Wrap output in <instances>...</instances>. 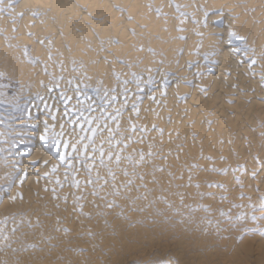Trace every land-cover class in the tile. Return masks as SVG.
Listing matches in <instances>:
<instances>
[{"label":"bare ground","instance_id":"1","mask_svg":"<svg viewBox=\"0 0 264 264\" xmlns=\"http://www.w3.org/2000/svg\"><path fill=\"white\" fill-rule=\"evenodd\" d=\"M169 1L24 0L22 3L16 5V0H4V2L0 4V8L3 9V11H0V32H5L9 37H16L13 44L24 43L27 39L26 37L31 34L32 37H30L31 39L29 38V40L33 42L31 43L33 44L32 50L37 61L36 69H34L33 72L38 70V68H45L51 73L50 77L45 79L48 80V83L41 85L40 87H38L39 85L37 83V87L40 89L39 94L37 91V102H39L40 105L37 106L35 104L36 106H34L31 104L30 109L26 111L28 113H25V120L22 121H27L30 123V125L32 124V126L37 128L38 138L33 148H29L28 150L24 151L22 150L19 155L17 154L20 159L23 157L21 159L22 163L19 165L21 170L20 176L15 180L13 178L15 181L14 183H12L13 181L11 180L13 186L10 190V195H8L9 197L5 195L7 194L6 190L3 192L0 191V199L2 197L0 213L3 210L6 212L5 208L7 207H9L10 210V207L12 206V210L13 206H17V201L20 203L24 201L28 204L29 211H32L36 206H38L35 204L36 201L31 200L32 198H43L44 201L45 199L47 201L48 197H45L47 192L45 193L43 188V186L46 185L44 183L48 184V180H59V177H61L59 173L61 170L59 171L60 168L57 169L61 165L57 167L55 166V159L53 160L51 155L44 149L45 147L43 148L42 143L40 142V137L45 134L46 138L49 136H54L53 138L56 137L57 140L61 141L59 147H61L60 150H62V152L71 151V149L66 150L62 146V141L70 139L69 132L72 128V125L68 123V118L64 115V105L59 100L60 92H47V89L52 87L56 80L60 81L59 89L61 90L68 89V80L73 81V87H79V82H76V79L73 80V77L70 79L72 76L70 74L71 65H76V72H74L75 74L82 73L84 69H87L88 73H90L89 71H93V69L97 70L100 74L99 79L101 76L100 81H102L103 78V85L105 84V90H102L103 92L101 91L102 94L105 93V91L110 92L111 89L116 90L115 94L117 95V100L114 105L108 107L103 113H100L98 110L91 113V116L95 117L101 125V127L97 130L96 147L101 148L102 146V150L105 153H108V151L111 150L116 155L119 152V149L123 147L122 145L120 146V142L123 144L124 141V144L127 145L125 149L130 151L146 149L152 150L154 148H160L161 152H157L155 155L153 154L154 158L151 159L155 163L162 162L161 164H164L163 162H166L167 164V161H173L175 163L176 159H180V161L183 160L184 162L185 155L188 156V159L191 158L194 163H196V160L200 161L197 163L198 166L208 160L213 164L215 163L214 165L226 163L228 164L226 170L227 175L225 176L226 178H223V183L226 179V181H228L229 174L235 171L240 175L242 181H244L246 184L251 185V182L254 180L257 183L264 181V169L262 167V163L264 161V0H245L240 4L232 3V0H185L183 5L182 3L180 4V6L182 5V10L177 12L173 11V8H170L173 5H170ZM176 2L178 3L179 0H176ZM215 3L217 5L220 4V11H218L220 12L219 14L213 10V4ZM76 6L84 7L85 9L82 7L81 8L85 11L80 10ZM43 11H49L46 17L41 16L36 20L33 19V13L39 14ZM186 15H190V19H188ZM16 26L17 29L15 28ZM45 34H48V40H45ZM147 43L150 45V49L154 50L153 52L149 51ZM135 44L137 45L136 50L131 49ZM0 46H2L1 49L4 47V49L0 51V57L3 58L5 53L6 61H8V65H10L11 59L9 60V57L12 58L13 51L7 50L8 45L6 47L3 41H0ZM43 48H46L48 51H50V53L44 52ZM135 54H137V56ZM2 58L0 59V62L5 59L3 58L2 60ZM134 59L135 63L132 62ZM8 65L4 67L7 68ZM134 67L137 71V73L134 71V74L136 73L135 76L137 77L135 80L129 76V71L128 75L124 71V68H133L131 70L133 71L135 70ZM17 68H19L18 65ZM17 68L13 72H15ZM27 68L28 67L25 68L24 66V70ZM7 69H9V67ZM21 69H23V67ZM18 72H21L20 68ZM25 72H27V70ZM110 72H114L116 74V76L119 78H116L118 81H114L112 79L113 76H111L112 73L110 75ZM19 74L20 73H18L17 76H20ZM31 75L32 73L29 76L31 80H27L29 83L31 81L33 82V75ZM22 77L25 78V75H22ZM17 79H19V77H17ZM41 80L42 79H40L39 82H42ZM22 81L24 80L21 78V82ZM80 82H83V79L82 81L80 80ZM81 86L83 85L81 84ZM109 86L111 87L110 89ZM101 89L102 88H100V90ZM34 92L35 91H33V94ZM82 93H84V90ZM28 94H25L26 96L24 100L26 101L28 98H30ZM69 95H71L70 92ZM99 97H101V95ZM107 99L108 98L103 94L101 100L104 103H107ZM95 102L97 103V100ZM69 103L76 104L77 102L73 99ZM96 103H93L94 107L100 105ZM245 103L246 105H244ZM115 109H119L120 114L116 120H112L111 116L114 114ZM137 112L138 115L136 114ZM61 122L65 124L63 130L60 128ZM117 124L119 125V131L116 130ZM50 126H53V128L51 127L52 130L47 129ZM85 127L87 126L85 125ZM133 127L136 129V131L133 132L128 130ZM141 129L143 131H141ZM109 130H111V144L115 145V147H110L108 140ZM61 131L64 132L63 136L60 135ZM80 134L84 135L83 132ZM72 135L75 134L73 133ZM60 150L59 154H61ZM255 153L259 163L255 162L253 159V155ZM24 154H27L26 156L28 157H24ZM87 154L92 156L97 155L93 154L91 150H89ZM72 155L75 156L76 154L73 153ZM18 157L16 158L17 160L19 159ZM66 162L67 164L73 163L71 159L66 160ZM173 162L171 163L173 164ZM235 162L239 164L235 165ZM96 163H99V159L94 160V165ZM83 165V160H81L80 164H74V168H79V171H75L73 176H75L80 182H84V180L86 181L87 179L85 177ZM14 167L16 168L17 166ZM53 167L56 168L55 173L51 172V168ZM239 168L241 170H238ZM64 173H66V171ZM161 176L165 175L163 174ZM166 178L167 177L165 176V179ZM100 179V181H104L102 178ZM160 179H162V177ZM148 182L149 180L146 181V184ZM167 182L169 183V180ZM80 185L79 187H81ZM52 186L53 185L51 184L50 187ZM151 187L153 188V186ZM38 188L39 191L38 194H36ZM96 188H98L97 190L102 191L101 186H97ZM249 188H251V186ZM46 189L49 190L48 185ZM82 189L83 188H79V190ZM78 195H80V193ZM48 196H50V194ZM52 196L51 198H54ZM234 196V194L230 195L232 198H234ZM248 196L249 195H247V198ZM81 197H84V195ZM84 199H87L86 195ZM44 201L42 202L44 203ZM91 201L93 202L92 199ZM47 204L48 203H46L44 206L48 207L49 205ZM49 207L48 210L52 209H49ZM58 207L60 209L61 206ZM107 207L109 206L107 205L106 209L110 208ZM85 210L88 211V208H84V211ZM89 210L91 211V209ZM36 211L37 209L35 212ZM66 211L69 213L71 208ZM107 211L108 210H106V212ZM17 213L19 214L20 212ZM56 213V216H59L58 212ZM37 214L39 213H36V215ZM41 214H43V212ZM260 214L264 215V212L257 213V216ZM33 215L31 214V216ZM242 215L243 213L241 216ZM248 215L246 218L249 217ZM51 216H53V214ZM253 216H255V214ZM66 217H64L65 220ZM20 218L22 217L15 214L11 215L10 218H3L4 220L0 221V235L5 234L4 239L0 238V262L3 264H26L32 259L30 253L24 252L26 254H23V251L19 250V247L21 246L20 242V246L18 247L17 243L14 244L12 242L13 244H11L10 241L8 242L6 239L12 235V231L6 232V230L9 229L7 227H12V225H14L13 223H18ZM38 218L42 219L41 215L40 217H37V220ZM45 218L46 217L43 219L45 220ZM246 218L245 220H247ZM232 221L233 219L227 218L223 221V224L229 226L232 225ZM66 222L68 224V221ZM95 222L98 223V221ZM30 223H32V220ZM92 223H94L93 220ZM51 224L53 225V223ZM67 224L65 225L68 227L67 229L65 228L66 230L69 229ZM40 225H42L41 222ZM46 225L49 224L46 223ZM80 225L83 226L82 224ZM88 225L91 227L92 224ZM32 226H35V223ZM93 226L92 228H94ZM20 229L25 230V228ZM136 229L138 230L137 227ZM262 230H264V226L262 227ZM75 232L77 233V231ZM224 232L226 231L224 230ZM216 233H214V237L216 236ZM74 234L72 235L74 236ZM91 235H93V233ZM118 235L120 236V233ZM48 236L49 240L53 242L55 237L52 239L53 235L51 236V233H48ZM89 236L90 235L87 234H81V237H78L79 241L76 236H74V238H72L70 241H68L67 237H64L66 238L64 239L61 236L63 243H58V246L53 244L49 245V241L45 242L41 240V242L37 243V245H39L40 255L38 256V252L33 253V257L35 258L34 263L38 261L40 264L41 262L42 264H55V261L58 258L56 264H86L87 262H89V264H98V260L101 258V256L95 253V251L90 247L91 241L87 240ZM80 238H82L81 241ZM97 238L98 237H96V239ZM101 238L102 237H100V239ZM8 240L10 239L8 238ZM230 240L232 241V239ZM246 240L247 239H243L239 245L237 244L234 246V249L232 248L233 252L231 253V257L236 258L239 256V259L242 260V255L244 252L239 251L246 243ZM30 241L31 239L29 242ZM104 241H106V239ZM188 242L191 241L189 240ZM105 243L107 244V242H104V244ZM157 243L159 244V242ZM165 243L166 242H164V244ZM230 243L231 242L228 244ZM77 244H79V246H77ZM248 244L251 246L250 243ZM263 244L264 242L257 250V257L254 253L257 259L259 258L258 256H264ZM81 245L83 248H81ZM169 246L166 245V247ZM140 247L141 246L138 248ZM129 248H131V246H129L127 250ZM164 248L165 247L163 246V249ZM246 248H248L247 245ZM173 249L174 248L171 250ZM26 251L30 252L29 250ZM74 251L76 252L74 253ZM165 251L168 250L166 249ZM110 254L112 253L107 252L106 255L109 256ZM246 254L247 256H250L248 255L247 250ZM206 255L208 256L209 253ZM210 256L212 258V255ZM221 256L220 259L222 258ZM223 256L226 257L227 254L223 252ZM228 256L226 258H229ZM247 256L245 258H247ZM181 257L183 258V256ZM226 258L222 259L224 260ZM256 258L254 259L256 260ZM186 260L184 261L186 262ZM223 260H221V262H223ZM257 262L259 263V261ZM99 264H101V261Z\"/></svg>","mask_w":264,"mask_h":264},{"label":"rangeland","instance_id":"2","mask_svg":"<svg viewBox=\"0 0 264 264\" xmlns=\"http://www.w3.org/2000/svg\"><path fill=\"white\" fill-rule=\"evenodd\" d=\"M22 1H24V0H16V2H17L16 5L19 3H22ZM110 1H112V0H110ZM166 1L168 2L169 0H166ZM182 1L179 0V2L177 3L176 0L175 1L170 0L169 4L173 5L170 8L171 9L173 8L172 10L175 12H177L179 10L181 11L182 10L181 6L185 3L184 2L185 0H182ZM244 1L245 0H241V1L240 0H238V1L232 0V3L240 4ZM181 3H182V5L180 6ZM215 4H213L214 8L212 7L214 12L220 11V4H218L219 6L217 4H216L217 5L216 6ZM263 5H264V3H263ZM76 7H78V6H76ZM81 7L82 6H79L78 8L80 10H83L82 8H84V7H82V8ZM215 8H216V10H215ZM83 11H85V10H83ZM48 13H49V11L48 12L43 11L42 13L36 14L33 17V19L36 20L41 16L46 17V15ZM219 13L220 12H218L217 14H219ZM186 17L188 19H190V15H186ZM79 21H80V18H79ZM15 28L17 29V26ZM30 37H32L31 34H29L26 37L27 38L25 40L26 43L24 42V43L13 44L16 37H9L6 35L5 32H3V31L0 32V41H3L6 45V47L8 45L7 50L13 51L12 58L9 57V60L10 59L12 60V61L10 60L12 65H11V63H10V65H8L9 63H8V61H6V58H5L6 54L5 53H4V57H3V58H5L4 60L2 57H0V59L2 58V60H3L2 61L3 63L0 62V191L3 192L4 190H6L7 194H5V195H7V196L10 195V190L13 186L12 183H14L15 182L14 180L20 176L21 170H20L19 165H21V163H22L21 159L23 157L20 159L18 157L19 153H21L22 150L24 151V150H28L29 148H33L34 144L38 138L37 128L32 126V124L30 125V123H28L27 121L26 122H22V121L25 120L24 119V118H26L25 113H28L26 111H28L30 109L31 104L34 106L40 105L39 102H37L38 101L37 91L39 94V90H40V89H38V87L48 83V80H45V79L49 78L50 74H51L48 71V69H45V68H38V70L33 72V70L36 69L37 61H36L35 54L33 53V50H32L33 44H31V43H33V42H31L29 40ZM44 37H45V40H48V34H45ZM1 47L2 46H0V51L4 49V47H3V49H1ZM147 47H148L150 52L154 51L153 49H150V45L148 43H147ZM136 48H137V45L135 44L132 46L131 49L136 50ZM168 48H169V46H168ZM43 51L46 53H48V52L50 53V51H48L46 48H43ZM135 55L137 56V54H135ZM152 59H154V58H152ZM15 62H17V63H15ZM132 62L135 63V59ZM1 63H2V65H1ZM6 64L8 65L9 69L11 67L12 68L10 70L7 69L8 67L5 68L7 66ZM14 65L16 66V68L18 65L21 72H18L19 68H17V70L15 72H13L16 69ZM20 65H21V67H20ZM24 66H25V68L28 67L29 71H28V68L24 70ZM75 66L76 65H73V66L71 65L70 74L72 76L70 79H72V77H73V80L76 79V82H79V87L81 88V91L83 92V90H84V93L85 92L89 93L88 95L93 97V101H94L93 103L94 104L96 103L95 102L96 100H97L96 104H98V105L101 104V102H102L101 99H102V96L104 94V93L102 94V92L105 90V87H104L105 84L103 85V83H104L103 78H102V81H100L101 76L99 79L100 74L95 69H93V71H89L90 73L87 72L88 71L87 69H84V71L82 70L83 71L82 73L75 74L74 73V72H76ZM22 67H23V69H21ZM132 69L131 68H128V69L124 68V71L126 72L127 75H128V71H129V76H131V78H134V80H135L137 78L135 76L137 71H136L135 67H134L135 70L131 71ZM26 70H27V72H25ZM134 71H136L135 74H134ZM12 72H13V74H12ZM84 72H85V74H84ZM18 73H20L19 74L20 76H17ZM31 73L33 75V82L31 81L29 83V81L31 80V78L29 77ZM111 73H112V75H111ZM94 74H95V76H94ZM22 75L23 76L25 75V78H23ZM78 75H80V76H78ZM110 75L113 76L112 79L114 81L117 80L116 79L117 76L114 72H110ZM10 76H13V77H10ZM16 76L19 77V79H17ZM15 77H16V79L14 80ZM78 77H81V78L83 77L82 78L83 82H80V80L82 81V79L78 78ZM21 78L24 81L21 82ZM91 78H92V80H91ZM93 78H95V79H93ZM40 79H42L41 80L42 82H39ZM27 80H29V81H27ZM93 81H94V83H93ZM129 81H130V79H129ZM37 83L39 85L38 87H37ZM28 84H29V86H28ZM81 84L83 86H81ZM96 86H98V87H96ZM82 87H83V89H82ZM94 87H95V90L99 89V92L101 93V94L99 93V96L101 95V97L97 96V94L95 93L96 91L94 90ZM100 88H102V89L100 90ZM110 88L111 87L109 86V89ZM32 89H33V91L36 92V93L34 92L35 95L33 94ZM28 90H29V92L31 90V92L29 93ZM25 94L26 95L28 94L30 97L27 99V101L24 100L25 96H26ZM98 99H100V100H98ZM244 105H246V103ZM51 127L53 128V126H50L47 129L52 130ZM31 132H33V133H31ZM53 137L54 136H49L47 138V139H49L48 146H45L43 144H42V146H43V148L45 147L44 149L51 155L52 159L53 160L55 159L54 160L55 164H56L55 166L57 167V166L61 165L60 167L57 168V169L60 168L59 171L61 170L59 172L61 175V177H59V181L61 183L57 184L56 183L57 179H52L50 181L48 180V184L44 183V184H46V185H44L45 187L43 186L45 193L50 192L48 194L46 193L47 195L45 194V197L46 198L48 197L47 201L45 198L44 199L46 202L43 200V198H37V197L32 198L31 200L36 201L35 204L38 205L32 211H29V209H28L29 206L27 203H25L24 201H22V203L17 201V203L20 205H18L16 203L17 206L16 205L13 206L12 210H11V207H12L11 206L10 210H9V207H7V208H5L6 212L3 210L0 213V216L2 215L0 217V219H1L0 221H3L4 220L3 218H5V219L10 218L11 215H15V214L22 217V218H20L18 223L17 222L13 223L14 225H12V227H10V226L7 227L9 229H7L6 232L12 231V235H10V236L13 240L10 238V236L8 237L10 240H8V238H6V239L8 242L10 241L11 244L17 243L18 247L21 244V246L19 247V250H22L23 254H26V253L31 254L30 256H32L31 257L32 259L30 260V262L28 261V263H26V264H40L38 261H36L38 263H36V262L34 263L35 258L33 257V253L38 252V256L40 255L39 245H37V243L41 242V240L45 241V242L49 241L48 242L49 245L53 244V245L58 246V243H61V244L63 243L62 238H64V237H67L68 241H70L72 238H74V236H76L78 241H79L78 237H81V234L82 235H86V234L90 235L88 237L89 239L87 238V240L91 241L90 247L95 251V253H97V254H99V256H101V258L98 260L99 263L101 261V264H223V262H224V264H228V263L229 264H257L258 263L257 261H259L258 264H264V256L263 255L258 256L259 257L258 259L256 258L258 255L257 250L259 249L261 244L264 242V235H262V233H264V230H262V227L264 226V215L260 214L259 216H257V213H260V212L263 213L264 212V209L261 208V202L264 201V183H263L264 181H261L263 184L261 182L257 183L255 180L253 182H251V185L246 184L244 181H242L240 175L235 171V172L230 173L229 177H228V181H226L227 180L226 179L225 182L223 183L222 180H224L223 178L227 175L226 170H227L228 164H226V163L214 165L215 163L213 164V163L209 162V160H208L205 162L206 164L203 163V164H200L198 166L197 163L200 161L196 160V163H194L193 160H191V158L188 159L187 155L184 156V158H185L184 162H183V160L180 161V159H176L175 163L173 161H171V162H173V164L170 161H167V164H166V162H163L164 164H161L162 162L155 163L151 159L154 158L153 154L155 155V153L161 152L160 148H154L156 152L154 151V149H152V150L146 149V150H139V151L131 150L130 151V150L125 149V147H124L125 144L123 141V144H122V142H120V146L122 145L123 147H121V149H119V152H118L120 154V163L119 164H116L114 162L115 161V154L113 151L110 150V151H108V153H105L104 158H106V159H104V160L106 162H105L104 166H99V163H96L92 168V172H91L90 177H89V173L85 171V177L87 179L85 178L86 181L84 180V182L79 181L80 182L79 185L81 183H83L80 185L81 187H79V186L78 187H72L71 186L72 185L71 176L74 175L75 171H73L72 169L69 170V168H67V165H66L67 162H65V165L59 163V159H60L59 158L60 157L59 156L60 155L59 150L61 147H59V146L57 147V145L55 147V145L51 143ZM55 139H56V137H55ZM60 153L62 154V153H66V152H62V150H60ZM108 154H112V156H113L112 161H109L107 159ZM141 154H143V156H144L143 161L140 160ZM24 155H25L24 157H28V156H26L27 154H24ZM17 157L19 158L18 160L16 159ZM256 158L257 157H256V153H255L253 155V159L255 162L259 163L258 158L257 159ZM18 161H20V162H18ZM168 163H170V164H168ZM193 163H194V165L192 166ZM204 164H205V167H204ZM234 164L238 165L239 163L235 162ZM196 165H197V167H196ZM14 166H17V167L15 168ZM18 166H19V168H18ZM64 167H66V168H64ZM262 167L264 169V161L262 163ZM63 170H65L66 173H69L72 171L71 176H69L67 180L65 179L66 173H64L65 171H63ZM109 170H111L112 175H109ZM212 170H214V171H212ZM238 170H241V169L239 168ZM125 173H127V175H125ZM163 174L168 179L167 178L165 179V176H161ZM148 176H150V177H148ZM153 177H154V179H153ZM161 177H162V179H160ZM13 178H14V180H13ZM62 178H63V181H62ZM89 178L92 181L91 184H89V182H88ZM100 178H102L104 181H100L101 180ZM150 178H152V179H150ZM145 180L146 181L149 180V182L146 184ZM165 180H167V181L169 180V183ZM252 180H253V178H252ZM164 181H165V183H164ZM254 182H255V184H254ZM99 183H100V185H99ZM51 184L54 187L53 186L50 187ZM148 184H149V186H148ZM47 185H48L49 190L46 189ZM209 185H211V186H209ZM97 186H101L102 191L97 190L98 189V188H96ZM151 186H153V188ZM250 186H251V188H249ZM162 187H163V189H162ZM199 187H200V189H199ZM76 188H78V189H76ZM79 188H83V189L79 190ZM245 189H247V190H245ZM62 190L64 193L62 192ZM38 191H39V188L37 189L36 194H38ZM77 191H78V194L80 193L81 196L84 195V197H85V195H86L87 199L85 200L84 197H81L80 195H78ZM248 191H249V193H248ZM65 193H66V195H65ZM81 193H83V194H81ZM85 193H87V194H85ZM49 194H50V196H48ZM153 194L155 196H158V197H155ZM231 194L235 195L234 198L230 197ZM247 195H249L248 198H247ZM51 196L56 197V198H51ZM63 197H64V199H63ZM76 197H80V199H76ZM41 199H42V201H44V203L41 201ZM91 199L93 200V202L91 201ZM52 200H53V202H52ZM80 200H82V201H80ZM84 200H85V202H84ZM1 202H2V197L0 199V204H1ZM79 202H81V203H79ZM88 202H91V203H88ZM144 202H146V203H144ZM46 203H48L47 205L50 206V207L48 206L49 209L50 208H52V209L48 210V207L44 206V205H46ZM21 204H23V205H21ZM87 204L89 207L87 206ZM68 205H69V207H68ZM107 205L110 207V208L107 207L109 209H106ZM18 206H19V208H18ZM58 206H61L60 209ZM159 206H160V208H159ZM70 208H71V211L68 213L66 210H69ZM84 208L85 209L88 208V211L87 210L84 211ZM36 209H37V211L35 212ZM89 209H91V211ZM25 210H26V212H25ZM106 210H108V211L106 212ZM41 211L43 212V214H41L42 213ZM51 211H53V212H51ZM17 212H20V213L18 214ZM56 212H58L59 216L58 215L56 216V214H57ZM65 212H66L67 217L65 216ZM86 212H88V213H86ZM2 213H5L7 216L5 214H2ZM26 213H27V215H26ZM36 213H39V214L36 215ZM242 213H243V215L241 216ZM31 214L32 215L34 214L35 216L34 215L31 216ZM50 214L51 215L53 214V216H51ZM72 214H73V216H72ZM221 214H223V215H221ZM252 214L253 215L255 214V216H253ZM40 215H41L42 219L38 218V220H39L38 221L37 217L38 216L40 217ZM44 215H46V216H44ZM133 215H135V216H133ZM247 215L249 217L246 218ZM244 216L247 220H245ZM44 217H46L45 220L43 219ZM64 217H66V220ZM238 217H243V220L239 219L241 221L240 222L238 220ZM252 217H255L254 223L252 222V219H251ZM52 218H53V220L55 219L54 222H53ZM80 218H82V219H80ZM227 218L233 219L232 225L227 226V225L223 224V221ZM21 219H23V220H21ZM29 220H30V222L32 220L33 224L30 223ZM92 220L94 223H92ZM94 220L98 221V223L95 222ZM248 220H250V221H248ZM46 221H48V222H46ZM62 221H63V223H62ZM66 221H68V224ZM80 221H81V223H80ZM40 222L42 223V225H40ZM84 222H85V226H84ZM34 223H35V226H32V225H34ZM46 223L49 225H46ZM51 223H53V225ZM79 223L82 224L83 226H81ZM30 224H32V225H30ZM66 224H67V226H69L68 230H66L68 228L65 226ZM88 224H92L91 227ZM99 224H101V225H99ZM71 225H72V227H71ZM77 225H78L79 229H78ZM93 225H95V226H93ZM49 226L52 228H50ZM92 226L94 228H92ZM29 227H30V229H29ZM83 227H85L86 229ZM132 227H133L134 231H133ZM136 227L138 228V230L136 229ZM20 228H22V229L25 228V230L24 229L21 230ZM48 228H49V230H48ZM89 228H90V230H89ZM129 228H130V231H129ZM11 229H13V230H11ZM50 229L52 230V232ZM55 229H58V230H55ZM59 229L61 232L59 231ZM120 230L122 231V233ZM224 230L226 232H224ZM47 231H49V232H47ZM55 231H56V233H55ZM75 231H77V233ZM79 231H82V232H79ZM215 231L217 233L219 231V233L217 234ZM29 232H30V234H29ZM72 232L76 233L77 235L72 233ZM90 232H92L93 235H91L92 233H90ZM46 233H47V235H46ZM48 233H51V236L53 235L52 239H54V237H55L53 242H51L49 240ZM71 233L74 234V236ZM88 233H90V234H88ZM100 233H102V234H100ZM119 233H120V236L118 235ZM214 233H216L215 237L213 236ZM57 234H59V235H57ZM193 234H196V235H193ZM202 234H203V236H202ZM221 234H222V236H221ZM4 235L5 234L0 235V238L4 239L5 238ZM36 235H37V237H36ZM185 235H186V237H185ZM192 235H193V237H192ZM218 235H219V238H218ZM14 236H16V237L13 238ZM30 236H31V238H30ZM61 236H62V238H61ZM94 236H96L98 238L96 239V237H94ZM211 236L213 239L211 238ZM59 237H60V239H59ZM100 237H102V238L100 239ZM200 238H202V239H200ZM224 238H225V240H224ZM30 239H31V241L29 242ZM56 239H58V240H56ZM64 239H66V238H64ZM105 239H106V241H104ZM199 239H200V241H199ZM230 239H232V241ZM243 239H247V240H246V243L244 244V246L241 247L242 251L241 250L239 251V252L245 253V254L243 253V255H242V260L239 259V256L236 258L231 257V253L233 252L234 246L237 244L239 245V243H241ZM81 240H82V238H80V241ZM189 240L191 242H188ZM221 240L224 242H222ZM19 242H20V244H19ZM104 242H107V244L105 243L106 244L105 245ZM157 242H159V244ZM164 242H166V243L164 244ZM229 242H231V243L228 244ZM247 242L250 243L251 246H249V244ZM22 243H24V244H22ZM31 243H33V244H31ZM94 243H95V245H94ZM232 243H233V246H232ZM152 244H153V246H152ZM203 244L205 245V247ZM91 245H93V246H91ZM166 245L167 246L171 245V246L166 247ZM246 245L248 248H246ZM22 246H24V247H22ZM77 246H79V244H77ZM127 246L128 247L131 246L132 249L129 248L127 250V248H128ZM136 246H138V247L141 246L144 249L141 247L138 248ZM163 246L165 247L164 249H163ZM172 246H174V247H172ZM229 246L230 247L232 246V247L230 248ZM263 246H264V244H263ZM201 247H203V248H201ZM81 248H83L82 245H81ZM172 248H174V249L171 250ZM244 248H246V249H244ZM133 249H135V250H133ZM142 249L144 252L142 251ZM166 249L168 251H165ZM243 249H244V251H243ZM249 249L251 252L249 251ZM26 250H29L30 252H27ZM181 250H183V251H181ZM208 250H209V252H208ZM222 250H223V252H225L227 254V256L229 255L228 256L229 258H226L227 256L226 257L223 256ZM224 250H228V251H224ZM246 250H247L248 255H250V256H247ZM76 251H74V253ZM127 251H128V253H127ZM213 251H215V252H213ZM218 251H219V254H218ZM24 252H26V253H24ZM107 252L108 253L111 252L112 254H110L108 256V255H106ZM194 252L196 253V255ZM208 253H209V255L207 256L206 254H208ZM254 253H255L256 257L254 255ZM105 255H106V257H105ZM180 255L183 256V258ZM210 255H212V258ZM103 256H104V259L105 258L107 259V261H106V259L105 260L103 259ZM179 256H180V258H179L180 260L178 259ZM220 256L222 258H226V259H224V260L222 258L220 259ZM246 256H247V258H245ZM184 257H186V258H184ZM108 258H110V259H108ZM254 258H256V260ZM101 259H103L104 261ZM186 259H188V260H186ZM184 260H186V262ZM221 260H223V262H221ZM57 261H58V258L56 259L55 264ZM0 264H3V263L0 262ZM41 264H42V262H41ZM86 264H89V262H87Z\"/></svg>","mask_w":264,"mask_h":264},{"label":"snow or ice","instance_id":"3","mask_svg":"<svg viewBox=\"0 0 264 264\" xmlns=\"http://www.w3.org/2000/svg\"><path fill=\"white\" fill-rule=\"evenodd\" d=\"M4 0H0V4H2ZM0 11H3L2 8H0ZM35 16L36 14L33 13ZM117 79H119L117 77ZM59 80H56L52 87H49L47 89L48 93H53L54 91H59V100L64 105V115L68 118V123L72 125V128L70 129L69 135L70 139L62 141V146L64 149H71L70 152L62 153L60 154V164H65L66 160L71 159L73 163H68L67 168L72 169L73 171H79V168H74V164H80L81 160L84 161V170L89 173V177L92 172V168L94 166V160L99 159V166H104L105 164V152L101 148L96 147V137H97V130L101 127L99 122L96 120L95 117L91 116V113L96 112L97 110L100 113H103L107 110L108 107L115 104L117 100V95L115 94L116 90L111 89L109 91H105L104 96L107 97V103H104L103 101L99 106L94 107L93 106V97L88 95L87 93H82L80 87H73V81L68 80L67 90H61L59 89ZM69 92L71 95H69ZM97 96H99V90H96ZM83 97V98H82ZM42 99V98H41ZM75 100L76 104H70L69 102L72 100ZM87 102V103H86ZM87 113V114H86ZM120 114L119 109L114 110V114L111 116L112 120H116L118 115ZM138 115V112L136 113ZM51 115V113H50ZM54 119V116H53ZM85 125L87 127H85ZM65 127V124L61 122L60 128L63 130ZM117 131H119V125L117 124ZM129 131H136V129L130 128ZM141 131H143L141 129ZM83 132L84 135H81L80 133ZM75 135H72V134ZM61 136L64 135V132L61 131ZM109 144L110 147H115V145L111 144V130H109ZM40 142L44 144L45 146H48L49 140L46 138V134L42 135L40 137ZM52 144L59 146L61 141L56 140L55 138L51 141ZM124 147H127V145H124ZM91 150L93 154H98L96 156L88 155L87 153ZM75 153L76 155L73 156L72 154ZM107 159L109 161L113 160L112 154L107 155ZM140 160H144L143 154L140 156ZM116 164L120 163V154L117 153L115 155V161ZM214 171V170H212ZM51 172L55 173L56 168H51ZM109 175H112L111 170H109ZM127 175V173H125ZM71 176V173L65 174V179L67 180L68 177ZM72 180V187H78L79 181L76 179L75 176H71ZM89 184L92 183L91 179L89 178ZM57 184H60L61 182L59 180L56 181ZM211 186V185H209ZM55 198V197H54ZM76 199H80V197H76ZM261 208L264 209V201L261 202ZM223 215V214H221ZM238 219L243 220V217H238ZM252 222H255V217H252ZM264 235V233H262Z\"/></svg>","mask_w":264,"mask_h":264}]
</instances>
